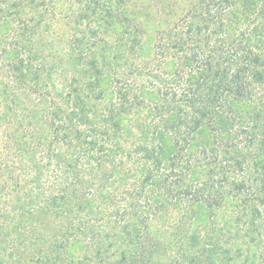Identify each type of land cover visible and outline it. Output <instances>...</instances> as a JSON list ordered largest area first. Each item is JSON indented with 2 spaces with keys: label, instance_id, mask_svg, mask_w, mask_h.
<instances>
[{
  "label": "trees",
  "instance_id": "trees-1",
  "mask_svg": "<svg viewBox=\"0 0 264 264\" xmlns=\"http://www.w3.org/2000/svg\"><path fill=\"white\" fill-rule=\"evenodd\" d=\"M0 264H264V0H0Z\"/></svg>",
  "mask_w": 264,
  "mask_h": 264
}]
</instances>
